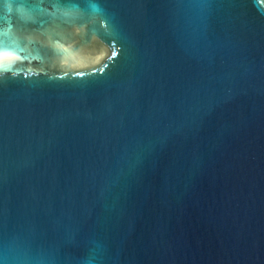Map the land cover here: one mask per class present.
Listing matches in <instances>:
<instances>
[{"label":"water","instance_id":"obj_1","mask_svg":"<svg viewBox=\"0 0 264 264\" xmlns=\"http://www.w3.org/2000/svg\"><path fill=\"white\" fill-rule=\"evenodd\" d=\"M0 264H264V0H0Z\"/></svg>","mask_w":264,"mask_h":264}]
</instances>
